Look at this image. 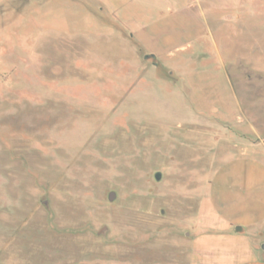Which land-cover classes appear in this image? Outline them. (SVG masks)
Returning a JSON list of instances; mask_svg holds the SVG:
<instances>
[{
	"label": "rangeland",
	"instance_id": "rangeland-1",
	"mask_svg": "<svg viewBox=\"0 0 264 264\" xmlns=\"http://www.w3.org/2000/svg\"><path fill=\"white\" fill-rule=\"evenodd\" d=\"M261 138L264 0H0V264H182Z\"/></svg>",
	"mask_w": 264,
	"mask_h": 264
},
{
	"label": "crops",
	"instance_id": "crops-1",
	"mask_svg": "<svg viewBox=\"0 0 264 264\" xmlns=\"http://www.w3.org/2000/svg\"><path fill=\"white\" fill-rule=\"evenodd\" d=\"M241 149L242 158L218 174L212 197L201 203L197 229L181 247L182 264H264L257 240H264V163Z\"/></svg>",
	"mask_w": 264,
	"mask_h": 264
},
{
	"label": "water",
	"instance_id": "water-1",
	"mask_svg": "<svg viewBox=\"0 0 264 264\" xmlns=\"http://www.w3.org/2000/svg\"><path fill=\"white\" fill-rule=\"evenodd\" d=\"M161 178H162V175L161 173H156L155 174V180L157 182H160L161 181ZM116 199V194L114 192H111L109 195H108V200L109 202H114V200ZM261 250L263 251V256H264V244L261 246Z\"/></svg>",
	"mask_w": 264,
	"mask_h": 264
}]
</instances>
